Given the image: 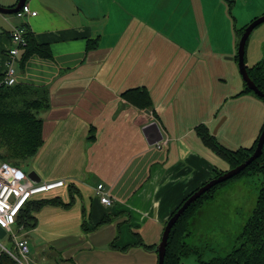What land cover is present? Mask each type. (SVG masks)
I'll list each match as a JSON object with an SVG mask.
<instances>
[{
  "label": "crops",
  "instance_id": "crops-1",
  "mask_svg": "<svg viewBox=\"0 0 264 264\" xmlns=\"http://www.w3.org/2000/svg\"><path fill=\"white\" fill-rule=\"evenodd\" d=\"M17 1L0 0V4L13 6ZM27 3L37 10L36 15L0 13V81L7 50L15 44L11 32L17 25H27L39 42L49 44L54 59L34 54L22 67L20 50L15 64L16 83L40 87L51 103L39 114L44 119L45 143L25 162L40 181L65 179L66 184L58 188L69 185L80 192L82 186L90 192L85 197L80 194L83 208L76 216L71 213L73 204H45L35 211V227L23 228L16 222L6 234L9 239L0 240V252L3 248L16 250V241L23 238L28 240L29 264H111L122 252H139L142 247L156 251L179 203L214 176L216 168L226 170L197 134L195 127L204 122L195 108L189 105L186 112L180 103H167L197 53L192 48L190 57H184L185 43L175 37L174 26L168 22L167 8L176 11L179 0ZM151 5L157 18L164 20L162 35L153 30V11L147 8ZM92 41L97 45L88 50ZM160 44L165 56L161 55L158 70L153 64ZM133 87H146L153 106L142 108L129 101L123 92ZM172 100H176L174 95ZM209 119L216 120L214 110ZM258 132L259 128L254 131ZM44 157L47 163L52 159V175L37 166ZM99 183L110 187L112 205L104 204L97 195ZM106 213L112 219L99 224ZM84 218L88 231L100 234L102 242H82L81 238L76 244L65 243L66 234L58 227L76 223L73 226L80 233ZM59 235L61 240H57ZM114 238H118L116 242ZM85 241L90 243L87 248L81 247ZM145 244L156 246L147 248ZM75 245L80 247L72 254ZM125 246L128 248H122ZM150 260L156 264L154 256Z\"/></svg>",
  "mask_w": 264,
  "mask_h": 264
},
{
  "label": "rangeland",
  "instance_id": "rangeland-1",
  "mask_svg": "<svg viewBox=\"0 0 264 264\" xmlns=\"http://www.w3.org/2000/svg\"><path fill=\"white\" fill-rule=\"evenodd\" d=\"M178 6L179 9L173 12L172 10L175 9L172 6L167 8L168 22L174 26L175 37L185 43L184 57L186 59L190 57L188 51L192 48H196L197 53L192 62L186 66L180 84L167 99V103L171 105L180 103L185 107L186 112H189V109H186L187 106L191 105L195 108L196 115L201 118V122L211 126L217 139L227 147L232 149L241 146L250 147L264 125V98L254 92L240 94L246 87V82L239 65L238 45L241 36L238 30L264 14V0H179ZM147 8L153 11L151 16L154 32L162 35L165 33L162 30L164 20L157 18L158 12L154 5ZM168 22L165 23V27H168ZM247 43L246 63L252 66L264 59V22L252 31ZM156 49L159 57L153 65L161 70L163 58L161 55H164L161 44ZM194 65L196 66L191 69ZM173 95L177 103L173 102ZM213 110L216 115L215 121L209 119L213 116ZM43 111L45 109L40 110L39 114ZM258 128L259 132L256 135L254 131L256 132ZM46 136L48 138L47 131ZM217 157L216 161L221 163L223 168L230 169L227 161L218 155ZM46 160L48 159L45 157L42 160L39 158V165L36 164L48 170V174L52 175V159L49 163ZM28 164L24 162L21 165V169L26 174L30 172ZM262 177V174H257L232 182L220 189L215 199L205 206L193 229L195 242L208 243L205 259H210L220 253L224 254L235 243L237 235L243 229L256 205ZM80 187V192L78 188L72 192L70 186L66 185L36 194L33 199L55 195L61 196L64 201L76 199L70 206L71 213L76 216L79 209L83 208L80 194L82 193L85 197V194L90 192L89 189L86 191L82 186ZM83 221L84 219L82 223ZM73 225L76 223L71 222L64 228L58 227V231L61 230L66 234V237H63L65 243L70 240L76 244L81 238L82 242L85 239L90 242H102L100 234L92 233V230H87V232L83 227H80L81 232L78 233V227ZM61 238L59 235L57 240ZM7 239L9 235L0 238L1 241ZM117 239L114 238L113 242ZM83 244L81 246L83 248L90 245L86 241ZM79 247L75 245L71 253L73 254L74 249H79ZM141 249L142 251L139 252L133 251L126 254L122 252L109 262L111 264H150V256H154L157 264L158 251L149 252L151 250L144 247ZM184 264H198V260L196 256H190L184 259Z\"/></svg>",
  "mask_w": 264,
  "mask_h": 264
},
{
  "label": "trees",
  "instance_id": "trees-1",
  "mask_svg": "<svg viewBox=\"0 0 264 264\" xmlns=\"http://www.w3.org/2000/svg\"><path fill=\"white\" fill-rule=\"evenodd\" d=\"M247 25L248 23L238 30L240 36H242ZM25 26L27 29L25 34L27 44L20 49L22 50L20 54L22 67L34 54L54 59L50 45L39 42L33 31L27 25ZM96 45L97 41L90 42L88 50ZM248 72L252 80L264 92V59L248 66ZM40 90V87L25 83L0 84V162H7L21 167L26 160L34 158L44 145V119L39 115V111L48 109L51 103L49 94ZM247 92L256 93L246 83V87L240 94ZM123 95L142 108L153 106L151 94L146 87L127 89L123 92ZM263 127L264 125L250 147L241 146L237 149L229 148L221 143L205 123L198 124L195 129L203 144L227 161L230 168H233L245 162L254 153ZM225 171L227 170L216 168L214 176L210 179L220 176ZM257 174H262L263 177L256 205L243 229L237 235L235 243L224 254L220 253L210 259H205L204 255L208 243L198 244L194 241L193 235V229L198 223L201 212L209 202L215 199L220 189L245 176ZM199 187L188 193L171 215L175 214L184 201ZM70 188L73 192V186H70ZM45 204L70 206L73 204V200L64 201L59 195L36 199L32 197L19 210L16 221L18 226H23V228L35 227L38 223L35 211ZM111 219L112 215L106 213L99 224ZM87 223L88 219L84 218L82 223L84 230H88ZM139 243L142 244L143 242L139 240ZM145 246L153 248L156 245L145 244ZM122 248L127 249L128 246ZM190 256H196L198 264H264V148L262 154L248 164L239 174L214 185L204 192L179 217L169 236L165 264H184V259ZM0 264H18V262L4 250L0 252Z\"/></svg>",
  "mask_w": 264,
  "mask_h": 264
},
{
  "label": "built area",
  "instance_id": "built-area-1",
  "mask_svg": "<svg viewBox=\"0 0 264 264\" xmlns=\"http://www.w3.org/2000/svg\"><path fill=\"white\" fill-rule=\"evenodd\" d=\"M17 14L20 16L28 14L36 15L37 10L32 9L31 6L26 3ZM26 32V26L23 24L15 26L12 30L11 39L15 44L7 50L5 55V73L0 84L5 83L13 85L16 83L15 64L21 47L27 44L25 38ZM65 184V179L36 182L29 173H24L21 167L7 162H0V226L5 228L7 233L12 231V227L17 221L19 210L27 200L36 194L56 189ZM96 192L104 204H113L114 200L111 196L110 187L106 186L104 183H99L96 187ZM13 236H15V234ZM16 245V250L3 249H5L18 264H29L28 240L26 238L17 240Z\"/></svg>",
  "mask_w": 264,
  "mask_h": 264
},
{
  "label": "water",
  "instance_id": "water-1",
  "mask_svg": "<svg viewBox=\"0 0 264 264\" xmlns=\"http://www.w3.org/2000/svg\"><path fill=\"white\" fill-rule=\"evenodd\" d=\"M28 0H18L16 2V5L13 6H5L0 4V13L2 14H12V13H17L20 11V9L27 3ZM264 22V14L257 17L253 21H251L247 27L245 28L244 33L241 36V39L239 41L238 45V56H239V65H240V71L243 75V78L245 82L247 83V86L251 89H253L258 95L264 97V92L258 87V85L252 80V78L249 75L248 72V65L246 63V44L247 40L252 33V31L256 28V26L260 25L261 23ZM222 123V121L218 124L219 125ZM264 148V127L263 130L259 136L258 144L257 147L254 151V153L243 163L240 165L230 168L229 170L225 171L223 174H221L218 177L210 179L208 182L203 184L199 189H197L192 195H190L184 203L181 205V207L176 211L175 214L171 215L165 225L161 241L156 247V251H158L159 254V264H165V256H166V251H167V245H168V240L169 236L171 233V230L179 217L183 214V212L189 207V205L198 199L204 192L212 188L214 185L223 182L225 180H228L232 178L233 176L239 174L248 164H250L253 160H255L257 157H259ZM29 175L36 181H40V177H38V174L33 171L30 172ZM37 176V177H36ZM7 234V230L3 227L0 226V238H3Z\"/></svg>",
  "mask_w": 264,
  "mask_h": 264
},
{
  "label": "flooded vegetation",
  "instance_id": "flooded-vegetation-1",
  "mask_svg": "<svg viewBox=\"0 0 264 264\" xmlns=\"http://www.w3.org/2000/svg\"><path fill=\"white\" fill-rule=\"evenodd\" d=\"M249 24V23H248ZM247 27V26H246ZM257 27V26H256ZM245 31V30H244ZM244 33V32H243ZM250 37V36H249ZM249 39V38H248ZM247 42H248V40H247ZM247 45V44H246ZM245 58H246V54H245ZM248 67V66H247ZM258 144V143H257ZM253 154V153H252ZM254 161V160H253ZM229 170V169H228ZM213 178H215V177H213ZM210 179H208L206 182H208ZM205 184V183H204ZM203 185V184H202ZM202 185H200V187L202 186ZM205 243H207V242H205ZM208 250V247L206 248V250H205V253H206V251Z\"/></svg>",
  "mask_w": 264,
  "mask_h": 264
}]
</instances>
